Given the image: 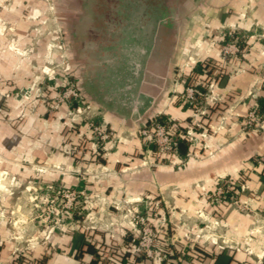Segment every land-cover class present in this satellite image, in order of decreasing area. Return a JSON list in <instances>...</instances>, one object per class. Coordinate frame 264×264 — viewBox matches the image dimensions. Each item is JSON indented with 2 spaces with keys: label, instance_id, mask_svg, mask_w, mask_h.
Here are the masks:
<instances>
[{
  "label": "crops",
  "instance_id": "0c3cea01",
  "mask_svg": "<svg viewBox=\"0 0 264 264\" xmlns=\"http://www.w3.org/2000/svg\"><path fill=\"white\" fill-rule=\"evenodd\" d=\"M163 1L175 13L173 20L165 17L162 33L164 73L151 102L136 116L110 105L91 86L114 77L107 69L120 61L123 47L109 39L104 46L98 37L114 35L118 23L129 19L117 9L133 10L131 0H0V264H110L104 242H124L126 234L132 232L128 221L116 217L117 204L125 210H144L141 202L150 197L163 202L165 233L176 229L185 251L193 243L197 256L208 264H264V166L252 162L264 153V135L239 138L236 123L249 110H259L264 101V0ZM60 3L67 6L64 15ZM80 27L90 37L86 47L89 63L79 66L75 61L71 70L82 85H87L82 94L94 121L115 134L101 149L100 157L88 150L87 142V149L80 150L84 145H78L76 136L70 134L68 141L59 121L50 120L42 105H19L25 94L15 93L25 90L35 73L38 80L45 78L42 68L51 39L77 35ZM234 29L247 36V52L217 83L231 116L222 123V117L217 119L214 114L209 149H189L180 157L184 166H143L147 160L138 137L140 128L158 116L190 125L191 110L181 106L174 93L184 89L183 84H175L179 68L185 63L192 68L206 59L216 60L219 50L212 41L222 39L217 34ZM32 37L38 38L33 56L36 69L13 51L15 40L24 49ZM70 48L77 60L78 48ZM54 56H59L58 51ZM127 78L122 77V82ZM157 160L151 158L152 162ZM47 164L66 166L68 171L51 173ZM244 165L249 171L242 201L252 211L245 214L224 205L218 214L205 195L214 190L219 179L240 177ZM45 182L75 188L89 201V215L77 229H56L46 235L30 223V210L24 204L26 191ZM256 224L259 226L254 228ZM214 235L219 236L218 242ZM172 249L177 253L175 247Z\"/></svg>",
  "mask_w": 264,
  "mask_h": 264
},
{
  "label": "rangeland",
  "instance_id": "374dc122",
  "mask_svg": "<svg viewBox=\"0 0 264 264\" xmlns=\"http://www.w3.org/2000/svg\"><path fill=\"white\" fill-rule=\"evenodd\" d=\"M5 5V4H4ZM61 13L64 15L63 9L67 7L64 3H60ZM84 10V9H83ZM230 31V30H229ZM221 38L224 35L222 32L220 35ZM244 41L247 40V36H244ZM42 38V37H41ZM52 38V37H51ZM89 36L86 34L85 28L80 27L77 35L74 36H66L61 35L57 36L55 40L51 39V42L47 44V52L45 55V64L46 66L42 68V72L45 75V78H41L38 80L39 76L34 74L33 81L30 82L29 86L25 90H18L16 95H20L22 93L25 94L23 96V107L30 105H42L47 113V115L51 118L50 120H58L60 125L62 126V134L66 136L67 140H70V134L76 136L78 139V145L84 147L80 150L87 149V143L89 144L88 150L92 151L95 156L100 157L101 149L103 146H98V136L91 128V125L102 126L103 124H99L94 121L93 114L90 110V106L86 105V101L83 96V88H87L86 84H81L79 76L74 74V70H71V64L77 62L80 66L82 63H86L88 60L87 54V46L89 45ZM100 42L103 45H107L108 39L111 42H115L119 38L109 35L103 34L101 37H98ZM206 38H203L205 40ZM109 41V42H110ZM14 53L30 62V65L33 69H36V65L34 64L33 56L36 55V50H34L38 43L37 37H32L31 42L26 45L23 49L20 47L19 43L14 41ZM215 47L219 50V55L217 59L214 58L206 59L204 64H210L213 67L209 70L207 77L202 80L194 81L189 77V84L194 86H203V90L199 88V92L203 94L201 97V103L198 106L200 113L204 112V114L198 113V116H193V112L191 111V121L190 125H194L197 128L198 133L199 130L204 131L205 128L208 129V134L213 135L215 131L214 122V114H217V119L221 116L222 123H226V119L231 116L229 112L228 105L224 103L223 99H221L218 90L217 83L221 78L229 75L230 65H226L225 62L221 59L222 54V39L219 41H212ZM78 48L77 60H75V56L72 52H70L71 48ZM72 48V49H73ZM242 48L244 50L243 55H246L247 52V44L246 42L242 43ZM80 49V50H79ZM58 51L59 56L55 57L54 52ZM241 56L238 60L242 59ZM188 59L185 57V60ZM86 61V62H85ZM188 61V60H187ZM185 66V67H183ZM182 67L179 68V73H188L191 68H186L187 63H185ZM188 69V70H187ZM180 70H184L185 72H181ZM178 82V83H177ZM181 78L177 79L175 84H181ZM210 84H215L214 94L209 92L208 87ZM176 91V90H174ZM70 92L76 93L78 96L74 98V96L69 95ZM206 95V98L204 97ZM215 97L216 99H214ZM179 102V99H178ZM180 104V102H179ZM20 108L22 106H19ZM22 107V108H23ZM21 108V109H22ZM197 109H195V112ZM22 115V111H21ZM197 117V119H195ZM245 121L246 117L242 118V121H237L238 127V137L245 138L249 137L252 134L264 135V129L260 132H253L251 134H247V130L245 129ZM199 123L201 127L196 126ZM106 126V125H103ZM264 127V123H263ZM111 132L114 131L111 128H108ZM85 131V132H84ZM113 138L109 141L111 142ZM210 138L199 136V145L198 147H202V145L210 146ZM85 142L86 145H85ZM108 142V143H109ZM84 143V144H83ZM200 148H196L195 150H199ZM264 154V153H263ZM194 157V153L191 155ZM258 156V155H257ZM256 156V157H257ZM254 157V163H258ZM153 158V157H151ZM157 161H151V159L147 158L145 155L144 160H147L146 164L143 166H151L153 168L164 167V166H173L175 168H179L184 166V163L179 164V161H176V164H170L168 160L164 157L159 156ZM251 163V162H250ZM252 164V163H251ZM67 167H55L52 164L46 165V170L53 173L54 170L62 171L65 173ZM136 170H139V167H136ZM141 170V169H140ZM249 171V168L244 165L240 170V177L235 179L234 181L237 184H245V174ZM237 188V187H236ZM27 196L26 200H24V204L27 205V208L30 210L28 219L30 223H34L38 230L45 231V234L53 233L56 229L61 230H75L79 226H81L84 220L89 215V211L86 209L89 201L86 199L84 194L80 193L75 188L69 187H57L52 183L45 182V184H36L29 187V190L26 191ZM241 198L246 194V192L240 193ZM75 195H78L75 200H72ZM205 198L209 200L211 206L216 209V212L219 214L220 209L224 205L231 206L232 208L237 209L238 211L247 214V212H251V207L246 203L243 204L242 207L232 206L229 204L217 205L213 201L212 192H209L205 195ZM141 203L145 205L144 210L139 209L138 207L131 208L129 210H125L122 204H117L116 217L123 221H128L129 225H131L130 229L132 232H128L126 234V239L124 242L115 241L112 243L104 242V247L108 257H110V264H118L120 255L129 252L130 255L136 256L139 255L144 257L141 262L143 264H208L205 260H201L200 257L197 256L195 252L196 247L195 244H191L193 246L189 247V250L185 251L182 247L184 241L181 235L177 234L176 229L170 228L168 230V234L165 233V211L163 202L158 198H146ZM248 206V207H247ZM247 207V208H244ZM138 208V212L136 209ZM243 208V209H242ZM167 214V213H166ZM198 219L203 221V214L197 213ZM15 217L21 218L20 214H16ZM139 218L145 219V225L138 224L137 220ZM146 224L148 225L147 228ZM261 224V223H260ZM214 225V224H213ZM216 226V225H215ZM259 224L254 225V228L258 227ZM144 228L152 230V246H151V255H148L143 250H139V241L144 236ZM219 228V227H217ZM171 237V239H170ZM215 241L218 242L219 236H213ZM213 239V240H214ZM174 243V244H172ZM174 245V246H173ZM175 247L177 253L172 249ZM177 247V248H176ZM119 257V258H118ZM190 257L191 259H187ZM139 261H137L138 263Z\"/></svg>",
  "mask_w": 264,
  "mask_h": 264
},
{
  "label": "water",
  "instance_id": "95a60500",
  "mask_svg": "<svg viewBox=\"0 0 264 264\" xmlns=\"http://www.w3.org/2000/svg\"><path fill=\"white\" fill-rule=\"evenodd\" d=\"M131 1L133 10L117 9L118 14L127 15L129 19L118 23L113 35L119 38L117 40L119 46L123 47L120 50L123 52L119 53L120 61L112 63V68L107 69V72L114 73V77L110 81L104 79L100 84L92 83L91 86L102 93L105 101L113 107L127 109L138 116L151 102L154 89L163 77V53L160 51L163 41L162 33L166 29L165 17L171 16L173 20L175 13L172 8L163 5L165 2L163 0L162 2L161 0ZM149 2L151 5H148ZM144 16L147 20L142 21ZM119 46H115L116 49ZM96 71L98 69L94 73ZM124 72L127 73L126 77L123 76ZM122 77H128L127 81L122 82ZM113 81L115 84H111Z\"/></svg>",
  "mask_w": 264,
  "mask_h": 264
},
{
  "label": "built area",
  "instance_id": "2783aa9c",
  "mask_svg": "<svg viewBox=\"0 0 264 264\" xmlns=\"http://www.w3.org/2000/svg\"><path fill=\"white\" fill-rule=\"evenodd\" d=\"M244 36V34L235 29L224 32L222 37L223 49L221 59L226 65H230V67H232L233 63L243 56L244 50L242 48V43L246 42L243 40L245 39ZM180 71L185 72L184 70ZM208 72L209 70L205 69L203 71V77H201H207ZM180 78V83L183 84L184 89L182 92L177 93L175 91L174 93L178 95L181 106L186 107L193 112L192 117L198 116V113H200L198 106L201 103V97L203 94L199 92V88L197 86L189 84V76L186 75V73H184L183 76L182 73H179L177 79ZM214 87L215 84H210L208 87L209 92L212 94H214ZM69 95L74 96V98L78 96L74 92H70ZM204 97L206 98V95ZM213 98L216 99L215 97ZM195 109H197V112H195ZM200 114H204V112H201ZM160 118L163 117H156L140 128L138 132V137L141 140L145 155H147L148 159L154 157V154H158L159 156L168 160L170 164H176V161H179V164H182L184 161L181 160L180 156L178 155L179 139L186 141L189 144L190 149L198 147L199 136L211 139V135L208 134V129L206 128L203 133L200 134L194 125L183 126L179 121L173 120L171 118H166L164 121H160ZM195 119H197V117ZM263 123L264 114H261L258 109L249 110L244 124L245 129L247 130L246 133L251 134L253 132H260V130L262 131L264 129ZM196 126L201 127L199 123H197ZM91 128L98 136V146L101 145L104 147L113 138L114 133L111 132L107 126H95L92 124ZM152 147L154 149H152ZM203 148L209 149V145L205 144L203 145ZM255 160L258 162V164L264 166V154L258 155ZM245 189L246 186L244 184H237V182L232 178H221L217 181V184L212 191L213 201L217 205L229 204L232 206L237 205L238 207H242L243 204L246 203H243L242 198L239 195H241L240 193L244 192ZM231 190H235L236 192H234V194H230ZM77 196L78 195H75L72 200H75ZM136 212H138V208L136 209ZM137 223L145 225V219L138 217ZM147 227L148 225L146 224L145 228ZM145 228L144 236L139 241V250H143L148 255H151L152 230Z\"/></svg>",
  "mask_w": 264,
  "mask_h": 264
},
{
  "label": "trees",
  "instance_id": "16d2710c",
  "mask_svg": "<svg viewBox=\"0 0 264 264\" xmlns=\"http://www.w3.org/2000/svg\"><path fill=\"white\" fill-rule=\"evenodd\" d=\"M211 66L210 64H204V62H199L197 63L193 68H191L188 73H186V75H188L191 79H193L194 81H198V80H202L204 78H202L203 76V71L205 69H207V67ZM214 67V66H213ZM213 67H209V69L211 70ZM215 68V67H214ZM202 76V77H201ZM199 88L201 90H203V86H199ZM261 114H264V101L261 102V107L259 109ZM166 118H160V121H164ZM152 149H154L152 147ZM189 144L182 140L179 139V146H178V155L182 158L185 157L187 155V153L189 152ZM155 158H158L159 155L158 154H154ZM234 192H236L235 190H231L230 194H234ZM92 248V244L91 246H89V249ZM121 258L119 259L118 264H140L141 260H143L144 257H141L139 255L136 256H132L130 255L129 252H126L122 255H120ZM119 258V257H118ZM137 261H139L137 263Z\"/></svg>",
  "mask_w": 264,
  "mask_h": 264
}]
</instances>
